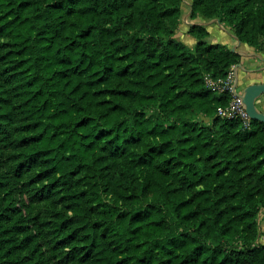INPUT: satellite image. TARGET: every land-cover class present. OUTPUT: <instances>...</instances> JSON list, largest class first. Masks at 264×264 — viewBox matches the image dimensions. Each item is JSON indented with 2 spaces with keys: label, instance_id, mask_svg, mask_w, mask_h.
I'll return each mask as SVG.
<instances>
[{
  "label": "trees",
  "instance_id": "trees-1",
  "mask_svg": "<svg viewBox=\"0 0 264 264\" xmlns=\"http://www.w3.org/2000/svg\"><path fill=\"white\" fill-rule=\"evenodd\" d=\"M191 1L259 47L264 0ZM183 5L0 0V264H264V124L216 115L242 58Z\"/></svg>",
  "mask_w": 264,
  "mask_h": 264
},
{
  "label": "crops",
  "instance_id": "crops-1",
  "mask_svg": "<svg viewBox=\"0 0 264 264\" xmlns=\"http://www.w3.org/2000/svg\"><path fill=\"white\" fill-rule=\"evenodd\" d=\"M190 6H192V3H190ZM191 12L192 11H190L189 14H191ZM184 14L185 13H184V7H183V17H184ZM204 20H208V19H206V18H204L202 16H199L198 19L196 20V22H194V20H190V21L192 23H194V24H201V25H203L205 28H207V30L209 31L210 35H212V30L209 29V26L211 24H214L215 22H212L211 20H209V21H204ZM190 21H188L189 22V25H190L189 26V29H182V25H180L179 30H178L177 35H176V38L179 41H181L184 44H186L188 47L194 48L197 45L198 40L196 38H194L192 35H190V33H189V30H190V27H191ZM185 22H186V20H185ZM222 29H224V28H222ZM224 32L226 34H229L225 30H224ZM231 38H232V42L229 41V40H227L224 43H218L219 42V39L209 40L210 39V36H209L206 39V41L209 44H222V45H225V46H228L229 48H231L232 46L234 47V46L238 45V41L234 37H232V36H231ZM234 40L237 41V43H235V45H233ZM247 48H248V46L246 44H243L242 43L238 47V51H243V52H245L247 54H251L252 55L253 53H250ZM241 58H242L241 64H243V66L247 70L264 69V58L263 57H262V59H259V58L256 57L257 58L256 61H254L253 59H251L249 57H245V56H241ZM257 62H259L262 65H260L259 67H257L256 66V63ZM238 74H239L240 83L243 85V88H246L247 86L252 85V84L264 83V70L258 71V72H247L246 70L239 69ZM263 98H264V96L260 100H263ZM259 107L261 108V106H259ZM261 110L264 112V105L261 108Z\"/></svg>",
  "mask_w": 264,
  "mask_h": 264
},
{
  "label": "rangeland",
  "instance_id": "rangeland-1",
  "mask_svg": "<svg viewBox=\"0 0 264 264\" xmlns=\"http://www.w3.org/2000/svg\"><path fill=\"white\" fill-rule=\"evenodd\" d=\"M190 3H192L191 0H184V17L182 18V22H181V25H182V29H189V22L191 19V14L190 11H192V7L190 6ZM198 19V18H197ZM194 20V22H196V20ZM186 20V22H185ZM216 19H213L211 21H214ZM204 21H209V20H204ZM222 28H225L226 30L230 31L232 34H233V27L230 26L228 23H223L222 26L219 25L217 22H215L214 24H211L209 26V29L212 30V35H210V39L209 40H215V39H219V42L218 43H224L226 42L227 40L231 41L232 42V38L229 34H226L224 32V29ZM225 33V34H224ZM233 37V36H232ZM235 43H237L236 40H234L233 42V45H235ZM233 47V46H232ZM231 47V49H232ZM249 50L250 53H253L251 57V59H253L254 61L257 60L256 56L254 55H261L263 58H264V38L261 39L260 41V45L258 48H254V47H250L248 46L247 48ZM260 64L259 62L256 63V66L259 67ZM235 68V66H234ZM239 91H242L244 88H243V85L241 83H239ZM258 105L261 106V108L263 107L264 105V98L263 100H259L258 101ZM202 120L204 123L206 124H210L211 123V120L205 116H201ZM39 208L38 210L40 212H42L43 214L41 215V217H44L46 215V210H45V207L41 204L38 205ZM259 220L261 221V225H262V228H264V212L262 213V215L259 217ZM262 242L264 243V238H262ZM64 257L65 256V253L64 252H61L58 254V258L56 259V264H71L69 263Z\"/></svg>",
  "mask_w": 264,
  "mask_h": 264
},
{
  "label": "water",
  "instance_id": "water-1",
  "mask_svg": "<svg viewBox=\"0 0 264 264\" xmlns=\"http://www.w3.org/2000/svg\"><path fill=\"white\" fill-rule=\"evenodd\" d=\"M212 22H217L219 25L222 26V23L219 19H216ZM191 26L193 25H200L203 26L201 24H194L190 21ZM225 31H227V33H229L231 36H233L237 41H238V45L234 46L231 50L232 52L240 55V56H245V57H251V54H247L243 51H238V47L242 44V42L239 40L238 37H236L234 34H232L230 31L226 30L224 28ZM259 59H262V57L260 55H254ZM239 69H243L246 70L247 72H258V71H262L264 69H257V70H247L243 64H238L235 66L234 68V72H235V84H234V93L241 99L243 106L246 110V112L248 113L249 117L251 118L252 121H258L260 123L264 124V112L260 109L259 105H258V101L264 96V83H260V84H252L247 86L246 88H244L242 91H239V83H240V79H239V74L238 71Z\"/></svg>",
  "mask_w": 264,
  "mask_h": 264
},
{
  "label": "built area",
  "instance_id": "built-area-1",
  "mask_svg": "<svg viewBox=\"0 0 264 264\" xmlns=\"http://www.w3.org/2000/svg\"><path fill=\"white\" fill-rule=\"evenodd\" d=\"M206 84L210 90L217 94L231 95L228 105L219 106L217 108L216 115L224 119H239L241 122H243L246 128H250L252 120L246 112L241 99L234 93V67L231 69L226 78L216 80L211 77H207ZM263 212L264 209L261 211L260 216Z\"/></svg>",
  "mask_w": 264,
  "mask_h": 264
}]
</instances>
